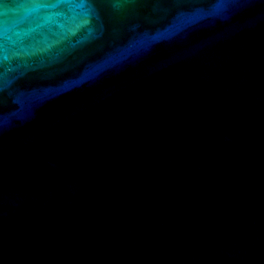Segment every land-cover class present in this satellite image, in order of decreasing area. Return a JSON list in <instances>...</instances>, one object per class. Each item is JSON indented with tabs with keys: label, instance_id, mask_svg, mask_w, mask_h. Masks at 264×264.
I'll return each mask as SVG.
<instances>
[{
	"label": "water",
	"instance_id": "95a60500",
	"mask_svg": "<svg viewBox=\"0 0 264 264\" xmlns=\"http://www.w3.org/2000/svg\"><path fill=\"white\" fill-rule=\"evenodd\" d=\"M0 0V264H264V0Z\"/></svg>",
	"mask_w": 264,
	"mask_h": 264
},
{
	"label": "snow or ice",
	"instance_id": "6c2138e0",
	"mask_svg": "<svg viewBox=\"0 0 264 264\" xmlns=\"http://www.w3.org/2000/svg\"><path fill=\"white\" fill-rule=\"evenodd\" d=\"M65 2V0H42V2L38 5L40 7H55L59 3ZM82 2V0H81ZM2 46H0V51H2Z\"/></svg>",
	"mask_w": 264,
	"mask_h": 264
}]
</instances>
